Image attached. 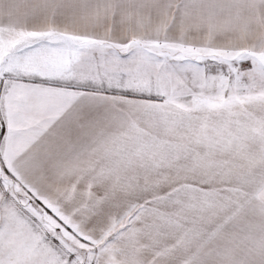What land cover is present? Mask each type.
Masks as SVG:
<instances>
[{"label":"snow or ice","instance_id":"1","mask_svg":"<svg viewBox=\"0 0 264 264\" xmlns=\"http://www.w3.org/2000/svg\"><path fill=\"white\" fill-rule=\"evenodd\" d=\"M0 264H264V0H0Z\"/></svg>","mask_w":264,"mask_h":264}]
</instances>
